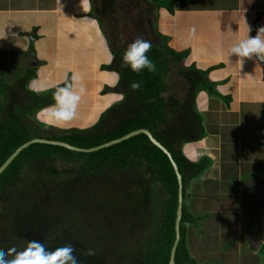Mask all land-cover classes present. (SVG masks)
<instances>
[{"label":"trees","instance_id":"16d2710c","mask_svg":"<svg viewBox=\"0 0 264 264\" xmlns=\"http://www.w3.org/2000/svg\"><path fill=\"white\" fill-rule=\"evenodd\" d=\"M123 53H117L111 64L102 67L107 73L118 74L117 90L125 96L121 106L109 110L112 118L107 124L102 115L97 124L82 130L55 129L50 125V129L43 130L29 108L23 106L20 95L0 103V167L32 139L89 149L146 129L171 154L182 177L180 239L174 263L197 264L188 253L186 233L187 228L198 226L200 218L187 211L184 200L186 188L202 176L211 162L204 158L191 162L182 148L205 136L194 86L204 82L208 71L185 67L189 51L176 52L164 41L147 53L156 65L154 72H132L122 63ZM179 72L186 75L190 86L187 90L193 89L194 94H182L176 87L179 80L175 73ZM27 76L33 78L35 73ZM24 80L20 81L22 87ZM171 80L173 89L177 88L173 93L172 87L168 88ZM134 81L141 84L135 91L129 87ZM57 86H64V82ZM109 90L106 86L100 94ZM86 175L91 176L89 184ZM28 182L33 188H28ZM177 190L169 160L143 134L92 153L32 144L0 174V251L16 248L17 237L25 230L45 229L46 246L55 249L72 245L78 264H168L175 239ZM72 195L79 201L70 202ZM60 198L64 199L61 206L54 205L53 201ZM81 199L89 203L83 204ZM41 200L44 204L37 207ZM89 216V222L97 226L111 223L110 233L106 229L96 233L94 238L105 244L91 256L86 255L90 249L85 245L86 232L78 224L80 217L88 220ZM258 254L264 258V245Z\"/></svg>","mask_w":264,"mask_h":264},{"label":"crops","instance_id":"0c3cea01","mask_svg":"<svg viewBox=\"0 0 264 264\" xmlns=\"http://www.w3.org/2000/svg\"><path fill=\"white\" fill-rule=\"evenodd\" d=\"M8 1L0 8V27L4 24L7 29L0 32L7 41L5 53L10 66L36 76H21L5 84L0 74V103L20 95L23 106L30 111L39 109L40 98L47 95L45 91L66 82L72 73L79 75L84 87L90 77L101 75V65L111 64L117 53L124 52L138 38L148 40L151 48L164 41L176 52L189 51L187 67L208 71V79L194 86L205 136L199 142L184 145L182 152L191 162L204 158L211 163L186 188L184 207L200 218L196 228H187L186 241L188 244L189 238L196 241L204 235L217 240L224 237L227 242L236 239L242 248L249 244L246 250L256 258L264 245V218H257L262 213L264 216V210L258 214L257 207L245 212L242 209L249 203L248 196L257 201V192L264 190V61L253 57L241 63L237 57H229V50L239 39L255 36L260 24L264 26V0L261 8L256 0H88L89 8L79 10L73 0ZM78 13L80 17L75 18ZM65 15L69 30L63 32H78L81 40H75L74 46L79 43V50L86 49V56L90 57L88 61L78 60L74 66L75 54L69 53V45L64 46L65 50L57 47ZM190 29H195L194 34L190 35ZM62 36V42H67L66 35ZM102 42L106 43L105 49ZM91 44V54L98 48V59L90 56ZM106 75L110 82H117V76ZM175 75L180 92L194 94L193 89L187 90L190 86L186 75ZM23 79L24 87L20 86ZM29 81L37 84L35 89L29 88ZM172 81L168 85L172 87L170 93L177 89L171 86ZM36 89L43 92L36 93ZM257 145L263 146L254 147ZM233 215L247 218V231L240 222L229 227L228 217Z\"/></svg>","mask_w":264,"mask_h":264},{"label":"rangeland","instance_id":"374dc122","mask_svg":"<svg viewBox=\"0 0 264 264\" xmlns=\"http://www.w3.org/2000/svg\"><path fill=\"white\" fill-rule=\"evenodd\" d=\"M9 2L10 1L8 0H1L0 8H3L4 3L8 5ZM73 2H75V7L77 10L89 8L88 0H73ZM195 3H198V0H195ZM174 4L176 5V2H174ZM64 13L65 12L63 11L62 15H64ZM80 15L81 13L76 14L75 18H79ZM66 16L67 15H65L64 21L60 23V27H59L60 36L57 40V47L65 50L67 47H64V46L69 45L70 47L69 53L75 54L74 63L72 64L74 66L75 62L78 63V60L81 59L83 61H88L90 57L86 56V52H85L86 49L79 50V43L77 44V46H74L76 44L75 40H81V37H79L78 32L76 33L63 32V30L65 29L69 30L68 17ZM260 27H261V24H260ZM73 29L75 30L76 26H74ZM0 32H7V29L6 27H4V24L1 25ZM62 33L66 35L64 39L68 40L67 42H62L63 41ZM4 38L5 37L3 35L1 36V33H0V39H1L0 40V43H1L0 44V74H1V78H3V82L7 84V83H12L16 81L21 76H25V73L24 71H20L19 69H16L10 66L8 55L5 53L8 50L7 46H5L7 41L4 40ZM58 44L60 46H58ZM105 44L102 42V45H103L102 48L104 49L106 48ZM91 49H93V44H91V47H90V56L91 58L98 59V57L96 56V52L98 48H95L94 54H91ZM37 57L39 58L38 53H37ZM19 60H20V54H18L16 58L17 62H19ZM183 65L187 67V63ZM102 66L103 65H101L99 69L100 74H101L99 77H96V76L90 77L91 74H87V76L90 77V79L84 83L85 92L82 95V98L78 104L77 111H76V117L70 122L57 123L55 120H53V118L51 117L48 111L49 106L55 103L53 99V95H52L53 91L59 86L54 85V87L51 90L45 91V93H47L48 95L51 94V96H47V95L42 96L40 98L42 101V105L40 106V108L30 111L31 117L34 118L36 124L39 125L40 129H43V130L50 129L49 127L50 125L54 127L55 129H61V128L62 129L63 128L72 129L73 128L77 130H82V129L89 128L97 124L102 115H104V119H105L104 124H107L111 121L112 112H110L109 110L111 108L116 109L117 107L121 106L124 103L125 96L122 95V93L119 90H117L118 81L116 82L114 80L110 82L109 80L106 79L107 72L102 70ZM23 69H25V67ZM67 81L68 80H66V82ZM66 82H64V85ZM109 82L110 84H108ZM32 84H34V82L29 81V88L35 89V86L37 84L36 85H32ZM106 86L107 87L109 86L111 91L109 90L107 94L101 95L100 94L101 91H103L104 87ZM41 92L43 91L40 89H36V93H41ZM201 95L203 96V94ZM121 96H123V99L120 98ZM84 110L87 111V114L85 113ZM2 112H4V106H3ZM45 122H47L48 125H45L44 124ZM88 183H91V180H89ZM27 185L29 186L28 188H33V184L31 182H28ZM246 195L248 194H245V196ZM256 195L259 198L257 201L251 196L247 197L249 203L244 205V208L242 209L243 212L249 211L252 207H257L258 214L262 210H264V190L261 188L259 192H257ZM248 215L249 217L251 216L250 212L248 213ZM257 218L259 220H262L264 218L263 213L259 214ZM91 219H92L91 216H89L88 220H85L84 218L80 217L78 219V224H79V227L82 228L83 232H86L85 235L87 237H84L86 240L85 245L88 248L94 249L95 251H97L99 246H104L105 243L100 241L99 239H95L94 237L101 232V229H106L107 232H109L108 229L111 228V223L103 224L102 226H97L89 222L91 221ZM228 219H229L228 220L229 222L227 224H229V227L236 226V224L240 222L243 226V229L247 231L248 221H247V218H245V216L239 215L240 221L235 215L229 216ZM201 237L203 238H200L199 240H196V241H192L193 238H189V243H188L189 245L188 253L190 257L193 260H195L197 264H251V261L252 262L255 261V263L257 264H264V258L259 256L257 252H256L257 253L256 256H254L256 258H252L251 256H249L246 250V247L247 249H249L250 245L246 242L245 243L248 245L246 246L243 245L244 247L242 248V246H239L238 243H237L238 246H236L237 245L236 239L233 241L227 242L223 239L224 237L220 238L219 240L210 239L206 237L205 235Z\"/></svg>","mask_w":264,"mask_h":264},{"label":"clouds","instance_id":"9594fccd","mask_svg":"<svg viewBox=\"0 0 264 264\" xmlns=\"http://www.w3.org/2000/svg\"><path fill=\"white\" fill-rule=\"evenodd\" d=\"M251 29L248 27V33ZM195 29H190V35ZM151 48V43L142 38L131 42L125 49L122 56V63L134 73L142 71L154 72L155 63L149 58L147 53ZM235 56L241 63L245 58L255 57L264 61V26L256 30L255 36L247 35L239 39L229 50V57ZM117 78H118V74ZM131 90H138L141 87L139 81L130 84ZM85 92V88L80 83L77 73H72L70 79L62 87H57L53 91L55 103L50 105L48 111L57 123H67L76 117L78 104ZM123 99V96L120 97ZM94 249H88L86 255H94ZM0 264H78L74 255V248L70 244H65L55 249H49L45 241L28 240L22 250L15 247L7 251H0Z\"/></svg>","mask_w":264,"mask_h":264},{"label":"water","instance_id":"95a60500","mask_svg":"<svg viewBox=\"0 0 264 264\" xmlns=\"http://www.w3.org/2000/svg\"><path fill=\"white\" fill-rule=\"evenodd\" d=\"M257 2V7L261 8V0H256ZM31 57L33 58V53H31ZM260 61V60H259ZM262 62V61H261ZM139 134H143L145 135L148 140L157 148L159 149L169 160L173 172L175 174L176 177V181H177V185H178V190H177V207H176V216H175V222H174V234H175V239L170 251V258H169V262L168 264H175L174 263V256H175V251L180 239V221H181V215H182V177L181 174L179 173L178 169H177V165L174 162V160L171 157V154L156 140L154 139V137L151 135V133L149 131H147L146 129H139L136 131H132L122 137H120L119 139L104 143L102 145L96 146V147H92L89 149H83V148H77V147H73L67 143L64 142H60V141H51V140H43V139H32L30 141H28L27 143L21 145L12 155H10L8 157V159L3 163V165L0 167V174L7 168V166L14 160V158L25 148H27L28 146L35 144V143H43V144H49V145H54V146H59V147H63L65 149H68L70 151H74V152H79V153H92V152H96L99 151L101 149L113 146L115 144L121 143L122 141L128 140L136 135ZM263 145H257L254 147L257 148H262ZM259 176H262V173L258 174ZM45 229H30V230H26L22 233H20L17 237V242L20 241H25L27 242L28 240H41L42 242L46 241L45 240V234H46ZM43 237H42V236Z\"/></svg>","mask_w":264,"mask_h":264},{"label":"flooded vegetation","instance_id":"af4514ba","mask_svg":"<svg viewBox=\"0 0 264 264\" xmlns=\"http://www.w3.org/2000/svg\"><path fill=\"white\" fill-rule=\"evenodd\" d=\"M72 176V175H71ZM90 175H86V184H89L88 183V181L90 180ZM72 180H75V177L73 176V179ZM64 199H62V198H60L59 200H58V202H56V201H53V203H54V205H56V206H61V202L63 201ZM72 201H79L74 195H72V199L70 200V202H72ZM44 200H41L36 206L38 207V206H41L42 204H44ZM81 202L83 203H89V202H87L86 200H84V199H81ZM83 203V204H84ZM26 231V230H25ZM23 242L24 241H22V242H19V243H16L15 245H16V249L17 250H22L26 245L25 244H23ZM24 246V247H23Z\"/></svg>","mask_w":264,"mask_h":264}]
</instances>
